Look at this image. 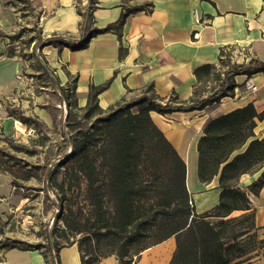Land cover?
Returning <instances> with one entry per match:
<instances>
[{
    "label": "crops",
    "instance_id": "0c3cea01",
    "mask_svg": "<svg viewBox=\"0 0 264 264\" xmlns=\"http://www.w3.org/2000/svg\"><path fill=\"white\" fill-rule=\"evenodd\" d=\"M10 1L16 8L8 7L6 2ZM19 1L26 4V9ZM19 1L0 0V118L3 115L9 118L7 103L22 106L31 99L40 100L32 84L33 73L45 72L58 89L61 103L66 104L60 94L63 88L77 107L87 103L90 84L106 83L97 101L101 109L107 110L117 102L137 98L148 86L164 100L175 94L177 99L187 101L201 83L194 70L205 64L222 65L227 56L237 65L248 64L251 59L264 61V0H94L89 8L86 0ZM138 7L142 9L132 10ZM87 9L91 14L87 43L76 48V41L83 35L81 23ZM123 13L126 15L121 26L106 29L117 23ZM17 21L32 26L37 33L30 39L29 49L34 43V49H39L44 58L37 57L41 67L35 72L29 71L28 61L18 55L21 35L13 30ZM94 30L97 31L90 34ZM57 36L69 42L42 43ZM247 76L252 77L255 91L245 88ZM232 78L235 82L232 95L202 109L149 112L152 122L186 165V187L196 213L212 209L220 194L217 176L208 182L198 178L197 142L205 123L247 103L254 105L258 113L264 110V72L238 73ZM27 111L29 115L34 113L33 108ZM253 132L258 138L264 135V117L257 120ZM261 172L264 161L259 168L241 174L239 185L246 191L253 209L255 232L264 240V183L257 193L249 190ZM12 189L9 176L0 172V214L18 202ZM174 247V237L166 238L139 251L132 264H168ZM57 255L59 264L81 262L74 243L59 248ZM0 264H48V261L38 248L9 247L0 249ZM96 264H118V258L116 254H107ZM248 264H264V254Z\"/></svg>",
    "mask_w": 264,
    "mask_h": 264
},
{
    "label": "trees",
    "instance_id": "16d2710c",
    "mask_svg": "<svg viewBox=\"0 0 264 264\" xmlns=\"http://www.w3.org/2000/svg\"><path fill=\"white\" fill-rule=\"evenodd\" d=\"M93 2L89 0L87 8ZM139 9L142 8H132L133 11ZM125 15L123 13L117 23L106 29H112L116 24L121 26ZM90 19V11L85 10L81 23L83 35L76 41V48L87 43ZM57 41L69 42L57 36L54 40L44 39L42 43ZM258 71L264 72V61L251 59L248 64L230 66L222 76L216 65H201L194 70L197 81H217L202 94L194 88L193 97L187 101L177 99L175 94L164 100L148 86L137 98L122 100L107 110L101 109L97 101V95L106 83L90 84L84 107H77L75 101L69 102L67 94L60 88L68 107L72 105L83 111L87 120L93 118L84 129L71 128L67 138L73 150L65 154L60 163L64 164L63 178L57 187L65 196L73 184L84 181L85 197L92 215L86 218V227L73 226L67 219L71 211L67 206L64 226L75 233L88 232L89 241L92 237L98 240L102 235L111 239L116 245L114 253L118 264H132L133 256L148 246L150 238H155L154 244L169 237H174L175 247L168 264H233L243 253H233L230 245L245 234L244 230L234 229L235 222L248 220L254 228L253 209L239 179L241 174L259 168L264 161V135L258 138L253 132L257 120L264 117V110L258 113L254 105L247 103L205 123L197 142L198 178L208 182L217 176L220 194L217 205L203 213H196L192 205L183 159L152 122L149 112L202 109L232 95L233 75H251ZM17 114L22 120L29 119ZM98 133L99 137L96 136ZM104 172L105 181L101 178ZM263 183L264 172H261L257 181L249 185V190L257 193ZM106 196L111 205L106 203ZM234 210L240 213L230 216ZM208 217L217 220L212 222ZM253 232L256 233L255 228ZM260 241L264 244V240ZM9 247L17 246L7 245L5 249ZM61 247L64 245L57 247V251ZM55 257L59 262L58 256ZM80 257V264L99 261L84 259L82 254Z\"/></svg>",
    "mask_w": 264,
    "mask_h": 264
},
{
    "label": "rangeland",
    "instance_id": "374dc122",
    "mask_svg": "<svg viewBox=\"0 0 264 264\" xmlns=\"http://www.w3.org/2000/svg\"><path fill=\"white\" fill-rule=\"evenodd\" d=\"M22 3L19 1V5L26 9V4ZM6 4L10 9L16 8L12 1ZM20 23L21 21H17V26L13 29L14 33L21 35L18 39L21 42L18 55L28 61V70L35 72L36 68L41 67L37 57L44 58L39 49H34V43L29 49L30 39L37 33L30 28L32 26L26 27ZM221 64L217 66V70L222 76V72L238 63L227 56ZM25 74L31 75L29 72ZM32 75L34 91L38 93L40 100L33 102L31 99L23 102L22 106H10L11 104L7 103L9 118L6 115L0 118V172L9 176L12 191L18 199L15 205H11L5 213L0 214V249H5L7 245L19 248L38 246L49 264H55L57 247L71 243L77 245L84 259L100 260L107 254H116L114 253L116 245L105 235L98 240L92 237L89 241L88 232L75 233L64 226L67 206L71 208L67 219L73 226L86 227L84 225L86 218L92 215L91 206L85 197L84 181H80L79 185L73 184L71 189L66 190L65 196L61 195L57 188L63 178L64 164L60 163L65 159V154L73 150V145L67 138L72 132L71 128L77 126L84 129L93 118L87 120L83 117V111L72 105L71 107L63 105L58 89L45 72ZM216 83V80L211 82L203 80L196 86V92L202 94ZM69 102L72 103L73 99ZM34 104L36 106H33ZM28 108H33V115L27 114ZM131 109H135V106H131ZM17 111L29 119L22 120L18 117ZM96 136L99 137L100 133ZM105 175L104 172L101 177L104 181ZM105 200L111 205L109 196H106ZM239 213V210H234L230 216ZM208 220L215 222L217 219L208 217ZM234 226V229L244 230L245 234L230 245L233 253H243L233 264H248L254 257L264 254V244L253 232L254 228L250 227L248 220H238ZM154 240L155 238H150L147 245H152ZM133 251L131 249L132 253ZM137 255H134L133 259ZM56 263L59 264L58 260Z\"/></svg>",
    "mask_w": 264,
    "mask_h": 264
},
{
    "label": "built area",
    "instance_id": "2783aa9c",
    "mask_svg": "<svg viewBox=\"0 0 264 264\" xmlns=\"http://www.w3.org/2000/svg\"><path fill=\"white\" fill-rule=\"evenodd\" d=\"M88 2H89V0H86V4H88ZM87 11H88V9H87ZM193 15H194L195 20L198 21L199 17L197 15L196 11L193 12ZM244 85H245V88L250 90V91H255L256 90V85L254 84L253 79H252L251 76H247V79L244 81ZM64 105H66V104L64 103ZM54 261H55V264H57L56 263V258H54Z\"/></svg>",
    "mask_w": 264,
    "mask_h": 264
},
{
    "label": "bare ground",
    "instance_id": "6f19581e",
    "mask_svg": "<svg viewBox=\"0 0 264 264\" xmlns=\"http://www.w3.org/2000/svg\"><path fill=\"white\" fill-rule=\"evenodd\" d=\"M73 246H74V245H73ZM66 248H67V247H66ZM60 250H61V249H60ZM65 251L70 252V250H68V249L65 250ZM72 251H73V250H72ZM64 253H65V252H64ZM67 254H69V253H67ZM67 254H66V255H67ZM70 254H72V253L70 252ZM70 254H69V255H70ZM62 255H63V253H62ZM62 255H61V256H62ZM67 256H68V255H67ZM72 256H73V255H72ZM74 256H75V255H74ZM69 257H70V256H69ZM69 257H68V258H69ZM74 258H76V257H74ZM69 260H70V263H71V261H72L71 258H69ZM63 262H64V261H63ZM72 262H73V261H72ZM74 262H75V260H74ZM64 263H65V262H64ZM68 264H69V262H68Z\"/></svg>",
    "mask_w": 264,
    "mask_h": 264
}]
</instances>
